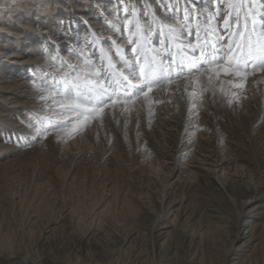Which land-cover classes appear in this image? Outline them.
Instances as JSON below:
<instances>
[{"label": "rangeland", "instance_id": "rangeland-1", "mask_svg": "<svg viewBox=\"0 0 264 264\" xmlns=\"http://www.w3.org/2000/svg\"><path fill=\"white\" fill-rule=\"evenodd\" d=\"M226 3L198 0L204 16L197 21L192 10L189 22L184 0L178 16L163 15L151 0L165 23L183 26L184 44L195 43L188 28L205 20L214 41L226 37ZM123 7L117 16V0H0V95L13 97L0 102L7 113L0 137L27 134L21 121L48 115L37 82L63 72L46 48L80 66L70 46L99 66V48L110 49L111 38L131 56L107 26L126 28ZM6 29L22 32L23 42L16 46ZM90 31L101 38L96 49ZM167 35L154 33L153 45ZM181 46L173 44L177 59ZM187 55L199 53L189 47ZM199 75L173 74L130 111L109 109L102 125L94 121L68 139L49 129L30 147L0 141V264H264V70L249 68L242 89L224 85L239 94L231 105L230 96L202 93L206 76L193 83Z\"/></svg>", "mask_w": 264, "mask_h": 264}, {"label": "snow or ice", "instance_id": "snow-or-ice-1", "mask_svg": "<svg viewBox=\"0 0 264 264\" xmlns=\"http://www.w3.org/2000/svg\"><path fill=\"white\" fill-rule=\"evenodd\" d=\"M188 2L184 0V19L190 22L191 12L195 10V19L200 21L204 13L196 8L198 0H191L192 9H189ZM260 2L262 7L257 9L255 0H227V15L223 19L225 31L229 34L226 37L217 36L214 41L215 29L209 26L210 21L205 20V26L198 23L194 29L188 28L187 35L195 32V43L184 44L183 26L178 30L165 23L152 8L151 0H140L141 7L135 6L137 0H132V6H129V0H117V16L120 15L122 3L127 26L114 28L110 21L107 26L114 33H119V38L131 47V56L124 45L111 38H105L110 41V49L99 48V66L95 56L84 59L82 53L75 52L70 46H67L68 50L82 61L80 66L69 64L61 59L59 52L53 55L51 47L46 48L49 62L56 66L59 61L57 72H63L58 78L37 82L40 92L37 99L41 102V110L48 115L30 114L21 121L28 130L27 134L9 136L7 139L0 137V141L12 143L17 148L30 147L34 140L47 138L49 129L54 130L57 140L71 138L94 121L102 125L107 110L122 106L124 111H130V106L134 107L139 95L147 98L153 85H159L164 80L171 82L173 74L181 76L185 72L189 75L193 72L200 74L193 79V83L200 82V77L206 76L201 84L202 93L211 92L214 98L217 93L230 96L227 101L229 105L233 100L238 102V92L228 91L224 85L231 89H242L249 68L264 70V0ZM180 3L181 0H159L158 6L163 15L178 16ZM230 20H235V24H231ZM60 23L63 24V21ZM82 23L87 24L86 21ZM157 23L159 27H154ZM71 27L69 22L65 32L69 37ZM165 30L168 35L161 41L160 48H156L152 36L154 33L163 34ZM89 35L93 39L88 44L96 49L101 38L95 37L91 31ZM225 39L226 45L217 43ZM177 42L183 45L175 49L177 53H183L179 59L173 55V44ZM189 47L192 53L198 52L199 55L189 57ZM222 75L232 79L221 80ZM189 95L194 96L195 92Z\"/></svg>", "mask_w": 264, "mask_h": 264}, {"label": "bare ground", "instance_id": "bare-ground-1", "mask_svg": "<svg viewBox=\"0 0 264 264\" xmlns=\"http://www.w3.org/2000/svg\"><path fill=\"white\" fill-rule=\"evenodd\" d=\"M159 16H160V14H159ZM5 34H7V36L9 35V36H12L13 35V38H15L16 40H17V43H16V46H19L20 45V43H22L23 42V40H22V38H24V35L22 34V32H15V31H11V30H8V29H6L5 31ZM109 35L108 34H106L105 35V37H108ZM1 37V36H0ZM102 38H104V37H102ZM29 47V46H28ZM10 48H12V47H10ZM0 49L2 50V48H1V45H0ZM1 53V55L2 54H4V52H3V50L2 51H0ZM7 56H8V58H21V55L19 54V53H16V52H9V53H7ZM1 86H0V90H1ZM3 95L4 94H1L0 95V102H4V101H8V100H11L13 97H11V96H8V95H5L4 97L5 98H3ZM1 106V105H0ZM1 112V115L0 116H5L7 113L6 112H4V111H0ZM5 146V145H4Z\"/></svg>", "mask_w": 264, "mask_h": 264}]
</instances>
